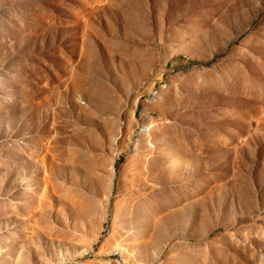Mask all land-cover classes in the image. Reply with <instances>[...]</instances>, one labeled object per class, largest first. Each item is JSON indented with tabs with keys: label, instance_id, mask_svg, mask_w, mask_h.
Here are the masks:
<instances>
[{
	"label": "rangeland",
	"instance_id": "1",
	"mask_svg": "<svg viewBox=\"0 0 264 264\" xmlns=\"http://www.w3.org/2000/svg\"><path fill=\"white\" fill-rule=\"evenodd\" d=\"M0 264H264V0H0Z\"/></svg>",
	"mask_w": 264,
	"mask_h": 264
}]
</instances>
